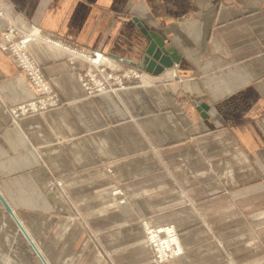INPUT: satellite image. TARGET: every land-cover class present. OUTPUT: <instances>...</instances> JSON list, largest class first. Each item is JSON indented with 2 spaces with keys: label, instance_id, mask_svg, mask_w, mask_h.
I'll return each mask as SVG.
<instances>
[{
  "label": "crops",
  "instance_id": "1",
  "mask_svg": "<svg viewBox=\"0 0 264 264\" xmlns=\"http://www.w3.org/2000/svg\"><path fill=\"white\" fill-rule=\"evenodd\" d=\"M0 9V29L37 26L109 54L116 71L148 44L135 17L180 56L158 75L135 66L143 82L88 97L86 62L33 41L61 104L13 117L34 94L0 50V192L48 264H108L71 205L117 264L150 263L142 219L180 232L186 253L164 264H227L216 239L237 264H264V0H0ZM117 185L127 202L114 204ZM0 264H44L1 201Z\"/></svg>",
  "mask_w": 264,
  "mask_h": 264
},
{
  "label": "built area",
  "instance_id": "2",
  "mask_svg": "<svg viewBox=\"0 0 264 264\" xmlns=\"http://www.w3.org/2000/svg\"><path fill=\"white\" fill-rule=\"evenodd\" d=\"M0 17H4L2 9ZM36 40H43L64 49L69 53V61L72 64L75 58L86 62V66L78 69V79L88 97L114 92L144 80V72L135 66H128L119 71L111 69L108 65L111 56L107 53L68 44L64 39L37 26L25 30L12 22L6 28L0 29V50L15 62L34 94L30 100L10 109L13 117L44 112L61 104L60 97L44 76L41 64L30 51V43ZM145 229L153 253L151 264H163L183 253L177 230L173 225H146Z\"/></svg>",
  "mask_w": 264,
  "mask_h": 264
},
{
  "label": "water",
  "instance_id": "3",
  "mask_svg": "<svg viewBox=\"0 0 264 264\" xmlns=\"http://www.w3.org/2000/svg\"><path fill=\"white\" fill-rule=\"evenodd\" d=\"M135 20L137 21L138 26L141 28L142 32L146 35L148 39V44L139 62L128 61L129 64L139 66L140 68L146 70L149 73L158 75L161 74L166 68L173 66L174 63L179 61L180 56L177 54L173 47H166L164 39L158 33L149 30V28L144 24V22H141L137 17H135ZM195 105L203 116H205L206 114L208 115V113H206L208 109L207 103L201 101L195 102ZM0 201L8 210V212L14 217L20 230L29 240L30 244L32 245L36 253L39 255L43 263L48 264L47 260L45 259L41 251L38 249L33 239L27 233V231L25 230V228L23 227V225L21 224V222L19 221V219L17 218L14 211L12 210L8 202L5 200L1 192Z\"/></svg>",
  "mask_w": 264,
  "mask_h": 264
},
{
  "label": "rangeland",
  "instance_id": "4",
  "mask_svg": "<svg viewBox=\"0 0 264 264\" xmlns=\"http://www.w3.org/2000/svg\"><path fill=\"white\" fill-rule=\"evenodd\" d=\"M81 59V58H80ZM130 66V65H128ZM59 184H61V181L59 180H56ZM112 193L113 195L117 196L114 204H118V203H125L127 202V196L125 195V192L123 191V189L117 185L115 189L112 190ZM63 194L66 198L67 195L65 193V191H63ZM181 194L183 197H186L187 199H189L188 195L186 194L185 191H181ZM72 208H73V213H72V218H76V219H79V221L82 223L83 227L85 228L86 230V235H87V239L88 241L93 245V247H95L96 251L98 252V254L102 257V259L107 262L108 264H117L115 262V260L113 259L112 255L108 252V250L106 249V247L104 246L103 242H102V239H101V236L100 234L93 230L89 224H88V221L86 219V214H84L76 205H71ZM141 223H142V226H143V230H144V233H145V238H146V241L150 247V244L148 242V238H147V234H146V225L150 226V227H162V226H166V225H173L175 227V229L177 230V233H178V237H179V242H180V245L183 249V254L186 253V250L184 249L182 243H181V239H180V232L179 230L177 229V227L174 225V224H166V225H160V226H153L151 224L148 223V221H146L145 219H142L141 220ZM256 240L258 241L259 238H256ZM217 243L223 247L224 251H225V259H226V262L227 264H237L236 261L233 259L231 253L224 247L223 243H221V241H219V239H216ZM150 250H151V258H150V263L152 262V257H153V253H152V249L150 247ZM180 256V255H179ZM177 256V257H179ZM175 257V258H177ZM175 258H172L170 260H167L165 261L164 263H167ZM163 263V264H164Z\"/></svg>",
  "mask_w": 264,
  "mask_h": 264
}]
</instances>
